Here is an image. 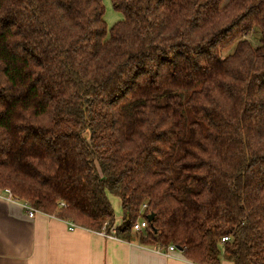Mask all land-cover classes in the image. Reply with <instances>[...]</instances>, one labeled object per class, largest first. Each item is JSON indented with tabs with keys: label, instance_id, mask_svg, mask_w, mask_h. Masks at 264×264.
Segmentation results:
<instances>
[{
	"label": "trees",
	"instance_id": "obj_1",
	"mask_svg": "<svg viewBox=\"0 0 264 264\" xmlns=\"http://www.w3.org/2000/svg\"><path fill=\"white\" fill-rule=\"evenodd\" d=\"M111 2L109 27L104 0H0V189L197 264H264V0Z\"/></svg>",
	"mask_w": 264,
	"mask_h": 264
},
{
	"label": "crops",
	"instance_id": "obj_2",
	"mask_svg": "<svg viewBox=\"0 0 264 264\" xmlns=\"http://www.w3.org/2000/svg\"><path fill=\"white\" fill-rule=\"evenodd\" d=\"M4 195L0 189V264H197L179 249L169 255L82 226L70 230L66 220L42 212L30 217L20 201ZM118 218L115 226L122 224L123 211ZM221 264L233 262L223 259Z\"/></svg>",
	"mask_w": 264,
	"mask_h": 264
},
{
	"label": "built area",
	"instance_id": "obj_3",
	"mask_svg": "<svg viewBox=\"0 0 264 264\" xmlns=\"http://www.w3.org/2000/svg\"><path fill=\"white\" fill-rule=\"evenodd\" d=\"M4 192H5V195L4 197L7 199V200H11V201H18L17 199L14 198L11 190L9 188H6V189H3ZM23 208L25 209V211L27 212V214L30 216V217H34L38 211L33 207L31 206L28 202L26 201H20ZM146 206V205H144ZM68 225H69V228L70 230H74L78 225H76L73 221L71 220H66ZM148 226V221L145 219V218H139L138 221L134 224V227H133V230L135 232H143L145 230V228ZM102 233H104L105 235L107 236H110V237H116L113 232L112 233H107L105 231H101ZM228 237H224L223 240H227ZM161 250V249H160ZM176 250V247L174 245H170L168 247L167 250H161L163 251L165 254H171L172 251Z\"/></svg>",
	"mask_w": 264,
	"mask_h": 264
},
{
	"label": "rangeland",
	"instance_id": "obj_4",
	"mask_svg": "<svg viewBox=\"0 0 264 264\" xmlns=\"http://www.w3.org/2000/svg\"><path fill=\"white\" fill-rule=\"evenodd\" d=\"M104 5L106 7L105 20L107 21L109 27L114 25L117 21L123 19V15L114 9L111 0H104ZM86 135L89 136V132H86ZM113 197L114 204L112 203V205L114 207L116 217L122 218L121 208L117 209L118 207H121L120 202L116 196L113 195Z\"/></svg>",
	"mask_w": 264,
	"mask_h": 264
},
{
	"label": "water",
	"instance_id": "obj_5",
	"mask_svg": "<svg viewBox=\"0 0 264 264\" xmlns=\"http://www.w3.org/2000/svg\"><path fill=\"white\" fill-rule=\"evenodd\" d=\"M153 217H154V214H153V213H150V214L148 215V219H149V220H152ZM179 250H181V248H179Z\"/></svg>",
	"mask_w": 264,
	"mask_h": 264
}]
</instances>
